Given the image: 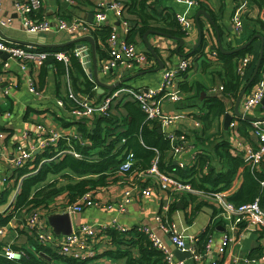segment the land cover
Instances as JSON below:
<instances>
[{"label": "crops", "instance_id": "obj_1", "mask_svg": "<svg viewBox=\"0 0 264 264\" xmlns=\"http://www.w3.org/2000/svg\"><path fill=\"white\" fill-rule=\"evenodd\" d=\"M96 2L97 0H81L80 4H77L75 1L74 5H69L65 0H42V8L36 13V15L44 16L55 22L59 18H64L69 14L68 12H70L72 16L70 18L65 17L67 20L72 19L74 16H78L84 17L88 21L87 15L88 13L93 14ZM201 4L204 7H201ZM150 8L155 15L156 13H158V15H165L168 13L172 16L175 13H179L190 21V32L183 37H180L183 39V44L179 45V41L172 35L149 33L148 41L157 55L156 58L150 52L153 63L146 68L138 70L135 68L129 69L125 66H117L111 71L112 73L110 72L108 75H104L99 71L100 60L102 58L95 49L97 77L101 82L107 85L120 82L116 87L123 84L133 88H155L159 84L161 72L166 67L167 63L178 62L181 57H190L192 59L191 66L185 72H182L177 78L179 88L183 93V98L178 107L177 105L176 107L178 108L177 110L183 114L182 120L168 126H164L158 121L146 120L150 122L147 125L148 127H155L157 132L163 134L165 137L168 132H173L178 136H184L183 140H179L184 146V150L181 153H172L170 149H167V152L165 151L162 156L161 164L164 170L173 174L177 167L186 170L189 168L188 164L191 162L193 156L196 155L194 164L198 165L197 169H193L197 171V174L203 172V174L206 175L211 171H214L215 173L219 172L221 169L223 170V165L227 164L226 160L225 163H223L224 158L219 156L221 151H228L233 156L239 155L242 157V152L240 151L242 145H253L255 143L256 138L254 136L252 122L256 120H264V108L257 106L250 111L248 115L251 116L253 120H248V123L246 124L239 120L242 118H239L233 113L235 99L222 97L224 98L223 101L225 104V111L223 114L214 118L208 128L203 127V124L201 123H195V117L201 112L200 105L202 104L203 97L208 93L222 96L221 91L218 89L222 83V80L218 75L222 66V62L218 59V54L216 59H211L209 61L206 60V57H196L194 54H189L200 45L205 34L215 39L217 42V50H219L216 31L203 14L198 16L197 21L198 23H202L205 32L202 35L201 41L198 42L199 33L195 22V15L198 9H204L210 15L211 20L217 28L222 47L224 49H233L231 46L236 47L241 45L255 34H259L264 38V21L261 19V15L264 11V0H200V5H187L186 3H179L173 0H152ZM106 13L108 16V22H112L116 27H119V21L114 11L109 8ZM235 13L241 15L242 29L240 33H237L232 25V18ZM7 16L12 17L13 21L7 26L0 25V32L12 39L28 43H64L82 36L79 33L70 34L64 31L48 32L44 34L22 31L14 9L13 0L1 1L0 19H4ZM156 19L159 21L162 18ZM260 22L263 23V26ZM91 36L93 37V35ZM135 39H137L135 44L139 51L149 52L142 37L136 36ZM81 42L86 43L90 49L91 46L89 42ZM97 42L99 43L98 40ZM13 43L18 44L17 42ZM251 43L252 52L245 55L249 58L246 68L248 69L247 79H249L253 73L263 41L261 42L258 37H255ZM76 44L77 43H75V45ZM179 47H181L182 52L178 51ZM199 48L198 50L201 49ZM90 50V61L87 63V66L82 65L81 62L74 57V60L81 68V71L76 69L71 59L68 63H63L56 61L51 57H49L40 67L36 69L28 67L27 71H19L18 69L20 68L14 61H10L9 67L6 68L7 70H2V67L0 66V133L3 134L0 138V143L3 140L7 145L9 155H11L13 150L12 143L16 141L17 138L20 139L21 133L24 130L26 131V129H28L29 131H32L36 123H45L47 126L53 127L58 131L64 129L80 131L76 122L85 121L87 130L94 128L95 125L102 128L103 136L100 134V137L101 139H104V142L101 145H98V142H95L89 135L80 131L82 135L81 140L73 141L74 147H77L75 149L82 154L80 159H86L88 161L100 160V153L110 142L113 143L112 153L117 154L116 159L123 157L124 148L122 143L125 141L122 142V138L124 139V137H122L120 141L115 140V137L126 128H123L122 126L117 128L118 125L114 127L113 123L114 121H120L122 118L124 121L129 118L127 109L123 107V104L128 100L115 101V103L112 104L111 117H104L97 114L92 115L87 120H76L75 123L69 119L65 109L60 108L55 101L56 98H63L69 103L70 99H68L66 95L69 90L77 97L88 95L95 101H101L103 97L113 90L108 88L99 90V86L94 79ZM186 53L187 55H185ZM3 58L5 59L6 56H3ZM238 60L239 58L237 59V63ZM88 67L90 70L87 72ZM26 75H28L34 81L35 85L42 90V96H36L28 91ZM85 76L93 83L91 94H88L83 90L82 81ZM74 80L77 87L74 85ZM7 86H10V93L5 96L1 93V89L6 88ZM252 87L253 86H251V88ZM213 88H215L214 91ZM165 107L168 110L176 108L174 105L170 104H166ZM239 110H241V102ZM225 113L231 115V120L227 125L224 123ZM65 120L71 122L65 125ZM231 123H233V125H231ZM224 142L226 144L228 143V146L220 151V147L217 144H224ZM216 146L218 148H216ZM204 157H207V159ZM205 160L209 164L207 169H204V164L206 163ZM8 168L9 165L7 160L0 162L1 177L3 171L8 172ZM260 168L264 169V161L261 163ZM63 171H68L69 174L72 173L69 169ZM96 175L97 174L75 176V178L96 177ZM214 175L216 176V174ZM1 177L0 213H8L12 210L11 205L16 196H14L16 190L12 189L7 193V188L4 187ZM58 177H60L58 174H49L47 180L56 179ZM11 179H8V181L10 180L13 182L15 180L13 178ZM61 179H59L58 184L65 183L64 179ZM242 181V176L240 173H237L233 178L230 189L222 191H226L228 197L238 191ZM208 185L209 184H206L207 187H210V185ZM128 187V184L119 181L118 178L109 177L105 185H96L94 188H90V190L94 191L93 195L97 204L86 206L80 211L68 212L72 227H77L82 223L96 226L101 223L107 224L113 222V220L120 225L129 227V229L141 224L155 226L154 217L160 209L161 199L164 198V194L152 192L149 196L141 197H137L133 194L130 201L124 205V209L120 211L119 205L123 200L125 191ZM58 200L59 201H57L52 207L53 209L48 210V212L56 213L62 211L59 207L64 206L67 201L65 193H63ZM179 203H181L182 206H179ZM186 205L187 201L186 203L183 201L175 202L176 209L173 210L174 213L172 214V218L178 214V211L182 212L180 213L179 225L177 224L179 228L183 229L187 235L199 236L204 233V230L207 229V224L210 222V225L212 226L211 233L213 236V243L212 251L202 262L196 263L189 257L185 258V264H210V262L217 257L216 249L220 245L221 237L226 231V228L223 223L211 224V218L215 214V209L212 206L204 203L194 214L190 215L187 212ZM22 215L23 212L17 215L20 216L18 217L19 219L13 218L10 220L14 225L11 224V228L9 227L6 234L3 237H0V241L18 244L28 243V232L25 233L22 230L23 227L19 225L20 220L24 219L27 213L21 217ZM14 216H16V214ZM257 230L259 229L252 225H241L238 229H232L230 234L234 240L229 243L223 257L219 261V264H245L244 258L259 257L262 255L264 253V238L259 237ZM158 233L166 241L167 246L173 252L172 243L169 242L162 232L158 231ZM54 234L56 236H62V234H57L55 232ZM124 234L120 235L121 239L125 237ZM101 239L102 240L98 242V245L99 248L102 249V252L97 254L93 259H84L87 261L85 264H126V259L124 257L115 259L105 255L104 251L115 250L117 247L122 249L129 248L128 250H130L135 257H139L140 244L136 242L129 247L125 241L120 243L107 232L101 236ZM259 248H262V252L257 256L258 254L256 253ZM152 259L153 258H151V260ZM53 264L59 263L55 262ZM254 264H264V261L261 260Z\"/></svg>", "mask_w": 264, "mask_h": 264}, {"label": "built area", "instance_id": "obj_2", "mask_svg": "<svg viewBox=\"0 0 264 264\" xmlns=\"http://www.w3.org/2000/svg\"><path fill=\"white\" fill-rule=\"evenodd\" d=\"M0 0V9H1ZM14 9L20 28L30 33H48L64 31L70 34L79 33L80 35H92V31L99 29L102 25L110 27L109 35L104 44L108 53V57L100 60L99 71L108 75L117 66H125L129 69H143L150 66L153 61L145 52L139 51L134 42L127 40V34L130 30V24L124 15L122 4L117 1L97 0L93 19L88 22L84 17L74 16L72 19L59 18L55 22L44 16H37L36 13L42 8V0H13ZM69 5H74V0H65ZM187 5H198V0H173ZM112 9L119 21V27L112 22H108L107 9ZM175 18L184 34H188L191 29L190 21L183 15L175 13ZM264 21V11L261 15ZM13 21L12 17L0 19L1 26L10 25ZM233 29L237 33L241 32L242 21L241 15L235 13L232 18ZM204 47L202 49V57L208 60L217 58V42L211 36L204 35ZM89 46L80 42L73 46L71 51H39L30 43L16 44L0 37V66L2 70H7L10 61H14L20 69L19 71H27L28 67L38 68L43 65L49 57L56 61L68 63L69 55H74L82 65H86L90 61ZM6 54V58H3ZM249 58L243 56L239 58L236 70L240 75H244ZM192 64L190 57H181L178 62L167 63L162 70L159 84L155 88H133L126 85H119L107 94L101 101H95L88 95L77 97L72 91L66 94L69 103L63 98H56V104L65 109L69 118L76 120H87L92 115H101L109 117L111 115L112 104L115 101L131 100L137 103L140 110L145 115V120L158 121L164 126L178 123L183 118V114L177 109L183 98V93L179 88L177 78L182 72H185ZM88 72V71H87ZM112 73V72H111ZM26 85L28 91L36 96H42L43 92L38 88L34 81L26 75ZM1 80V79H0ZM12 84V83H10ZM221 91L222 86L218 87ZM215 88H213V91ZM3 95L10 93V86L1 89ZM172 103L175 109L168 110L165 105ZM264 108V70L260 78L245 93L241 100V110L243 114H248L255 107ZM196 124L201 122L195 119ZM202 124V123H201ZM233 125V123H231ZM254 136L256 141L253 145H242L240 150L241 156L251 168L260 170V165L264 161V120H256L252 122ZM3 136L0 133V138ZM81 132L78 130H55L53 127L47 126L45 123H36L34 129L29 131L26 129L21 133L20 139L12 143V153L9 155L7 145L0 143V162L8 161V172L3 171L2 181L6 182L10 178V171L25 166L27 163L35 159L37 153H43L45 150L53 151L50 157L42 158L39 165L43 162L54 160L62 154L69 153L80 158L82 154L78 152L73 141L81 140ZM166 137L170 142V150L172 153H181L184 150L183 144L179 140H183V135H175L173 132L166 133ZM63 141V147H59V142ZM124 139H122V142ZM196 155L193 156L189 167L196 168L194 164ZM121 162L114 170L115 177L119 181L128 184L123 200L119 205V210L124 209V205L130 201L133 194L137 197L149 196L152 192L164 194L161 199L160 209L154 217L155 226L141 224L129 229L120 225L115 220L107 224H99L96 226L82 223L77 227H72L71 232L67 235L56 236L52 228L47 222V215L51 212L48 210L36 208L30 210L22 223L21 227L32 233L34 238L43 245H48L55 249L58 253L71 256L73 258L93 259L97 254L101 253L98 242L101 236L108 229H115L121 233H128L135 229L137 232L146 236L150 246L162 254L163 264H185V259H177L173 252L167 246L166 241L158 233L162 232L177 249L190 253V258L196 263L202 262L205 257L212 251L213 236L210 233L200 242V235H187L183 229H180L173 220V212H169L170 207L175 202H181L180 197L186 195L187 212L195 208L196 204L203 202L215 209V214L211 218V224L223 223L226 231L221 237L220 245L217 247V257L210 264H219L229 243L234 239L231 237L230 231L238 229L242 224L254 225L257 229L264 227V208L260 205V200L255 197L252 201L234 204L231 202L226 191L205 189L195 187L190 178L181 179L172 173H167L159 168V155L156 154L150 161L148 167L139 170L135 166L134 152L126 147L123 150ZM31 167V164L29 165ZM207 169V166H204ZM203 172L196 174L200 177ZM194 175V177H196ZM14 179V178H13ZM22 176L17 179L15 184V194L19 190ZM12 180V179H11ZM261 186L264 187V177L259 180ZM93 190H88L77 198V200L67 206L59 207L61 212L80 211L86 206L96 205L97 202L93 195ZM55 213V212H53ZM11 222L6 225H0V237H3L8 228H11ZM14 225V224H13ZM205 232V230H204ZM201 245H200V244ZM8 242L3 247L5 257L13 260H19L23 254L20 250L13 249ZM264 261V253L259 257L244 258L245 264H254L258 261Z\"/></svg>", "mask_w": 264, "mask_h": 264}, {"label": "trees", "instance_id": "obj_3", "mask_svg": "<svg viewBox=\"0 0 264 264\" xmlns=\"http://www.w3.org/2000/svg\"><path fill=\"white\" fill-rule=\"evenodd\" d=\"M75 1L77 2V4H80L81 2V0ZM117 1L122 4L124 8L125 18L130 24V30L127 34L128 41L136 43V36L142 37L144 32L150 29L157 30L164 35H172L174 37H183L185 35L180 29V26L175 18V14L171 16L168 13L165 15H158V13H156L155 15L152 13V10L150 8L152 0ZM198 4L200 5V0H198ZM201 7L204 6L201 4ZM68 13L69 14L65 16L66 18H70L72 16L70 12ZM156 18L162 19L158 21ZM260 24H262L263 26L262 22H260ZM199 26L201 29L203 28L201 22H199ZM109 32L110 27L108 25H102L99 29L92 31V35L95 39V49L102 59L108 57L104 42L109 35ZM97 40L99 41V43L97 42ZM204 44L205 42L202 38L200 45L192 50L189 54H194L196 55V57H202L201 52ZM74 45L75 43H68L63 46H34V48L39 51L49 52L71 51ZM262 47L263 54L260 59L257 73L252 82L246 88L245 93L249 92L251 86H253L257 82V80L261 76L262 71L264 70V38ZM198 48L200 50H198ZM231 48H234V46H231ZM178 51L182 52L181 47L178 48ZM217 52L218 59L222 62L220 72L218 73L219 77L222 80V96L208 93L205 97H203L202 104L200 105L201 112L195 118L198 119L205 128H208L211 125L214 118L224 113L225 104L223 101L224 98L222 97L236 99L241 89L245 86L248 80V69H246L244 75H240L236 70L237 59L252 52V43L241 50L233 51L230 53H224L220 50H217ZM145 53L149 57H152L150 52L146 51ZM185 55H187V53ZM74 57V55L70 54L69 61L71 59L76 69H79L81 71V68L78 66V64H76ZM206 60L209 61L208 59ZM74 83L75 87H77L75 80ZM82 86L84 92L91 94L93 83L86 76L82 81ZM123 107L127 109L129 118L125 119V121L123 118L120 121H114V127L118 125L117 128L119 126L126 128L125 130H122L118 136L115 137V140L120 141V139L124 137L125 142L122 143L123 148L126 147L134 152L135 166H137V169L142 170L148 167L151 158L158 154L160 158V168L163 171L169 173L162 168L161 164L162 156L167 149H170L169 139L163 134H159L155 127H148L147 124L150 122L145 120V115L140 110L137 103L128 100L123 104ZM239 120H241L243 123H248V120L246 119ZM65 121V125L71 122L69 120ZM76 124L78 125V128H80V131H82V133L89 135L92 139H94L95 142H98V145H101L104 142V139H101L100 137V134L102 135V128H100L98 125H95V127L90 130H87L85 121H78L76 122ZM217 145H219V149L221 151L228 146V143L226 144L224 142V144L221 143ZM63 146V141H60L59 147ZM216 148L218 147L216 146ZM112 150L113 143L110 142L100 153L101 159L98 161H88L86 159L77 158L69 153H65L54 160L43 162L39 165L42 158L50 157L53 154V151L45 150L43 153H37L35 155V159L27 163L25 166L12 169L10 171V178L15 179L14 184H17V179L19 177L22 176V179L20 181L19 190L16 193V196L11 205V212L0 213V225H6L10 222L11 219L20 217L17 215L22 212L23 215L21 217H23L32 209H53L52 207L57 201H59L58 199L63 193H65L67 198L64 206L70 205L74 203L79 196L90 190V188H94V186L96 185H105L109 177L116 178L114 170L121 162L122 158L119 157V159H116L117 154L112 153ZM219 156H221V158H224L223 163H225V160L227 163L226 165H223V170L221 169L219 172L215 173L214 171H211L206 175L202 174L200 177H198L196 176L197 171L192 167H189L186 170L177 167L174 174H172L178 176V178L181 179L190 178L192 184L197 188L228 190L231 187L234 176H236L237 173H240L243 178L242 184L238 191L228 196V199L234 204L238 205L252 201L255 197H258L260 200V205L264 208V187L259 183V180L264 177V169L260 168V170L256 171L255 169L251 168V166L247 162H245L242 157H240L239 155L233 156L228 151H221L219 153ZM204 158L207 159V157ZM30 164L31 167L29 166ZM205 165L208 167L209 164L207 161L204 166ZM65 169H69L72 173L69 174L68 171H63ZM49 174H58L60 177L52 180H47ZM93 174H97L96 177L75 178V176H89ZM214 174H216V176ZM194 175L196 177H194ZM61 178L64 179V184H58V181ZM206 184H209L210 187H207ZM181 198L182 201L186 203V195H182L180 199ZM202 204L204 203H197L195 208L190 212V215L194 214ZM174 209H176L175 203L172 204L169 212H173ZM15 214L16 216H14ZM21 223L22 220H20V224ZM242 226H244V224H242ZM206 228L207 229H205V232L200 235V242H203L205 240V237L210 233V231H212L210 222L209 224H207ZM22 230L25 233L28 232V243L9 244L13 249L23 252L21 258L19 260H13L5 257L3 254V247L8 242L0 241V264H53L55 262H58L59 264H85V262H87L84 259L79 260L68 255L60 254L52 247L39 243L34 238L32 233L27 229L23 228ZM106 232L109 235H112V237L114 239H117L120 243L125 241L129 247L135 242L140 244V246L139 257H135L133 253L128 250L129 248L122 249L118 247L115 250L104 251L105 255L115 259L124 257L126 259V264H163L162 254L159 251L153 249L150 246V243L148 242L146 236L142 233L137 232L135 229H132L125 234L118 232L115 229H108L106 230ZM257 232L260 238H264V227L257 230ZM121 234H124L125 236L122 239L120 238ZM262 248L258 249L256 253L258 254L257 256L261 254ZM151 258L153 259L151 260Z\"/></svg>", "mask_w": 264, "mask_h": 264}, {"label": "water", "instance_id": "obj_4", "mask_svg": "<svg viewBox=\"0 0 264 264\" xmlns=\"http://www.w3.org/2000/svg\"><path fill=\"white\" fill-rule=\"evenodd\" d=\"M200 14L205 15V17L208 19L210 24L215 29L216 36H217V39H218V48H219L220 51H222L224 53H230V52L241 50V49L247 47L252 42V40L255 37H258L261 40V42L263 41V37L261 35L255 34L249 40H247L246 42L242 43L241 45H238V46L234 47L233 49H224L222 47V45H221L220 38H219V33L217 31V28H216L215 24L213 23V21L211 20L210 15L204 9H198L197 13L195 15V22H196V25L198 27V33H199L198 42L201 41L202 35L205 32L204 28H202V29L200 28L199 23L197 21L198 20V16ZM92 17H93V14L92 13H88V15H87L88 21H91ZM207 30H209V29H207ZM149 33H154V34H157V33L158 34H162V33L157 31V30H151L150 29V30H146L144 32L143 36H142L143 41H144L145 45L147 46L149 52H151L157 58V55H156L154 49L152 48V46L150 45V43L148 41ZM42 34H44V33H42ZM0 37L3 38V39H6L8 41H13V42L21 43V44L28 43V42H25V41L12 39V38L4 35L1 32H0ZM174 38L179 41V45L183 44V39H181L180 37H174ZM81 41H87V42L90 43V46H91L90 47V49H91L90 50L91 51V59H92V63H93V72H94L93 74H94L95 82L99 86V90H103V88L115 89L116 86L120 82L119 83L115 82V83L107 85V84H104L103 82H101L98 79V77H97V60H96V56H95V43H94V39H93V37L91 35H82L80 37H76L74 39L66 41L64 43H30V44H32L33 46L55 47V46H63V45H66V44L72 43V42L79 44L78 42H81ZM262 54H263V47L261 45V48H260V51H259V57H258V60L256 61L253 73L251 74V76L247 80L245 86L241 89V91L239 92V94L237 95V97L235 99L233 113L236 116H238L239 118L247 119V120H253V118L251 116H249L248 114H243V113L240 112L239 105H240V102H241V99H242L243 95L245 94L246 88L252 82L253 78L255 77V75L257 73L258 66L260 64V59H261ZM3 56H7V55L3 54ZM85 66H87V64ZM88 66H89V64H88ZM89 70L90 69L88 67L87 71H89ZM170 105H173V104L170 103ZM230 120H231V115L229 113H225L224 123L227 125ZM179 206H182V204L179 203ZM47 222L50 225V227L52 228V230L55 233H57V234L67 235L68 233L71 232L72 225H71V222H70L69 213L67 211L48 214L47 215ZM252 226L255 227L254 225H252ZM173 254H174V256L177 259H185V258H189L190 257L189 251H187V250L181 251V250L177 249L174 245H173Z\"/></svg>", "mask_w": 264, "mask_h": 264}, {"label": "rangeland", "instance_id": "obj_5", "mask_svg": "<svg viewBox=\"0 0 264 264\" xmlns=\"http://www.w3.org/2000/svg\"><path fill=\"white\" fill-rule=\"evenodd\" d=\"M24 31V30H22ZM26 32V31H24ZM70 119V118H69ZM1 177V176H0ZM52 177V175H51ZM3 185L4 187L7 188V193H9L12 189H15V184H14V181L11 182L10 180L9 181H6V182H3ZM187 200V199H186ZM180 213H182L181 211H178V214L175 215V217H173V220L179 225V221H180ZM179 227V226H178Z\"/></svg>", "mask_w": 264, "mask_h": 264}]
</instances>
